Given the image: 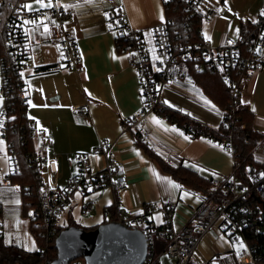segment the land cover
Segmentation results:
<instances>
[{
  "label": "crops",
  "instance_id": "0c3cea01",
  "mask_svg": "<svg viewBox=\"0 0 264 264\" xmlns=\"http://www.w3.org/2000/svg\"><path fill=\"white\" fill-rule=\"evenodd\" d=\"M57 2L63 9V23L51 19L53 32L50 34L44 33L40 27L31 30L30 62L33 68L23 78L29 94L26 116L34 121L37 131L53 138L54 147L42 153L57 163L60 190L66 187L70 176L79 171L80 154L88 155L94 171L105 169V157L93 154L102 141L113 148L118 162L125 165L127 178V186L120 192L107 187L91 191L85 198L75 193L59 225L73 222L80 227H83L82 223L89 228L96 227L106 222L105 210L111 207L132 215L151 212L154 223L161 225L163 207L170 203L174 206V229L182 231L205 199L219 191L213 179L231 176L233 157L213 141L189 137L173 121L160 114L151 113L146 118L145 126L151 140L148 147L135 131H123V124L141 108V91L136 71L129 64L127 55L116 45V32L107 28L104 17L107 9L123 7L132 27L143 33L148 46L154 50L152 28L168 21L167 8L162 0ZM263 3L264 0H206L201 12L214 11L215 15L201 25L205 37L213 44L221 45L228 37L239 36L242 25L250 28L256 22ZM27 5L28 9L47 7L33 0ZM62 30L70 31L81 45L82 73L66 68L59 60L57 36ZM259 52L264 62V47ZM216 85L212 78L193 75L190 79L168 85L162 92L161 102L188 121L218 129L224 109L216 99ZM86 104L87 115L78 116L73 107ZM242 105L253 115L254 130L264 135V68L254 71L246 80ZM166 165L191 172L206 186L183 185L164 169ZM7 170L6 157L0 172ZM42 175L49 182L46 167L42 169ZM173 184L179 187H173ZM88 199L92 201L93 211L83 219L81 209ZM0 200L7 230L4 243L31 251L33 235L30 218L24 212L23 193L19 188L0 185ZM154 206L157 209L150 211ZM76 210L79 220L74 215ZM19 236L23 237V244ZM242 247V243H232L218 227H212L197 245L193 260L196 264L210 261L214 264H240L236 252ZM217 254L223 256L214 260ZM162 261L170 259L164 257Z\"/></svg>",
  "mask_w": 264,
  "mask_h": 264
},
{
  "label": "built area",
  "instance_id": "2783aa9c",
  "mask_svg": "<svg viewBox=\"0 0 264 264\" xmlns=\"http://www.w3.org/2000/svg\"><path fill=\"white\" fill-rule=\"evenodd\" d=\"M6 0H0V5ZM28 1L9 4L10 13L2 23L4 54L0 57L3 74L0 86V142L7 148L8 170L0 172V185L3 188H19L13 178L22 173V155L17 143L11 139V130L20 122V112L27 106L29 94L24 87V74L33 66L30 62L33 40L31 30L40 27L44 33H52L51 19L63 23V9L59 0H33L47 7L28 9ZM165 7L172 4L182 6L187 20L199 18L201 25L215 15L214 11L201 12L206 0H162ZM2 11H0V14ZM264 3L259 10L256 22L237 37H228L221 45L213 44L206 38L202 26L192 38L190 33L173 29L171 22L166 21L152 28L154 50L144 39L143 33L134 29L129 22L128 14L123 7L110 8L104 12L108 29L116 32L115 43L120 51L127 55L129 64L135 69L141 91V108L122 126L123 131H135L145 146L151 140L145 122L149 114H160L170 120L167 108L161 102L163 90L170 84L190 79L194 73L208 70L219 73L225 80L231 97V109L223 110L222 123L218 129H208L191 121L182 123L173 121L174 125L193 138H203L217 143L234 160L231 176L224 179H213L219 187V197H207L192 217L191 221L180 232L173 226L174 206L170 203L163 207V223L156 225L151 212L128 214L116 207L105 210L107 220L117 221L125 226L142 231L148 244V254L143 264H196L193 253L202 237L212 228L218 229L232 243L243 244L236 252L240 264H264V221L262 207L254 196L264 201V162L254 159L246 168L245 181L239 178L240 162L231 135L224 134L221 127L231 128L236 119V111L243 109L242 96L246 80L254 71L264 68L260 49L264 47ZM27 22V23H25ZM186 35V37H185ZM60 61L66 68L77 73L84 71L83 55L78 41L68 30L58 33ZM80 117L87 115L88 106H74ZM245 125H242L244 128ZM28 136L35 141V151L24 155L25 161L32 167L40 180V209L31 208L27 213L30 218V231L35 241V248L30 252H39L44 258L40 264H51L47 248L38 244L37 238L52 242L57 237L59 220L64 217L72 203L75 193L84 198L91 191L107 187L116 192L127 186L126 167L118 162L116 154L105 141L93 151L106 159L102 171H94L88 155H78L79 171L68 179L62 190L57 183L58 167L55 159L47 158L42 151L54 147L53 138L45 132L37 131L33 120L21 124ZM26 141L23 144L26 145ZM264 153V139L255 147L253 154ZM253 155V157H254ZM70 165L72 160L69 159ZM48 170L49 182H46L42 169ZM54 179L51 181V177ZM29 192V187L26 188ZM150 211L157 209L151 207ZM93 211L92 201L86 200L82 206V216ZM0 200V240L7 237L6 222ZM34 229L36 232L32 231ZM36 233V234H34ZM56 239V238H55ZM163 247L159 249V245ZM223 255H214L219 260ZM168 257L170 261L163 262ZM69 264H86L83 257L73 259ZM204 264H214L212 261Z\"/></svg>",
  "mask_w": 264,
  "mask_h": 264
},
{
  "label": "trees",
  "instance_id": "16d2710c",
  "mask_svg": "<svg viewBox=\"0 0 264 264\" xmlns=\"http://www.w3.org/2000/svg\"><path fill=\"white\" fill-rule=\"evenodd\" d=\"M20 1L28 0H6L5 4L0 5V57L4 54L3 48V38H2V23L6 20L10 13L9 4L18 3ZM167 8V20L171 22V27L173 29H181L183 33L189 32L192 38L197 34L198 30L201 27V21L199 18L193 20H187L185 17V11L182 6L178 4L169 5ZM249 28L245 25H242V33H245ZM186 37V35H185ZM120 50V49H119ZM194 76H207L212 78L216 82V92H217V101L221 105V108L224 110L231 109V97L229 90L226 86L225 80L219 73L210 72L208 70L202 72L194 73ZM3 80V74H2ZM27 106L20 112V122L11 130V139L17 143L18 149L21 151L22 155V173L19 176L13 178L14 183H18L23 190V207L24 212L27 214L29 209L36 208L40 209L39 202V190H40V180L36 176V173L33 170V167L26 162L24 155H27L29 152L35 151L36 143L34 140L28 136L27 130L21 128V124L26 123ZM169 114L170 121H180L182 123L189 122L188 119L179 116L177 113H174L170 110H166ZM236 119L233 121L231 128L221 127V131L224 134L231 135L233 143L237 150V156L240 162L238 169L239 178L245 181L246 178V168L248 165H251L254 162L253 152L255 147L264 139V135L256 132L253 128V115L245 109H239L235 113ZM242 125H245L242 128ZM26 141V145L23 144V141ZM164 169L169 171L176 179L180 180L183 185L189 187H198L201 188L206 184L204 181L200 180L191 172L184 169H171L169 166H164ZM208 186V185H207ZM29 187L31 190L29 192L26 188ZM221 195L220 190L214 192L210 197H219ZM111 222V220H106V222ZM70 226H79L76 223H67L66 225H59L57 228V235L63 229ZM97 226V225H96ZM85 228L87 230L94 229ZM32 231L36 232L34 229ZM36 234V233H34ZM56 238V237H55ZM55 238L52 242H47L45 238H37L38 244L42 248H47L48 259L52 262L57 258V250L55 249ZM163 247V244L159 245V249ZM44 258L41 257L39 252H30L25 251L23 248L15 245H6L3 240H0V264H40L43 262Z\"/></svg>",
  "mask_w": 264,
  "mask_h": 264
},
{
  "label": "water",
  "instance_id": "95a60500",
  "mask_svg": "<svg viewBox=\"0 0 264 264\" xmlns=\"http://www.w3.org/2000/svg\"><path fill=\"white\" fill-rule=\"evenodd\" d=\"M254 199L262 207L264 221V201L258 196ZM55 249L57 258L52 264H69L79 257H83L86 264H143L149 253L144 233L117 221L90 230L67 227L57 235Z\"/></svg>",
  "mask_w": 264,
  "mask_h": 264
},
{
  "label": "rangeland",
  "instance_id": "374dc122",
  "mask_svg": "<svg viewBox=\"0 0 264 264\" xmlns=\"http://www.w3.org/2000/svg\"><path fill=\"white\" fill-rule=\"evenodd\" d=\"M31 6V5H30ZM2 85V71H1V67H0V86ZM3 105V99L0 97V107ZM6 146L5 144L0 142V167L4 168L5 163H6ZM254 159L258 162H264V153H256V155H254ZM74 215L76 217L77 220H79V215H78V210L74 211ZM87 216H84V218H86ZM82 219V218H81ZM82 219V221H83ZM82 226L84 228H89V226H85L82 223ZM91 226V225H90ZM23 237H18L19 240H21V243L23 244ZM33 242L31 243V247H29L30 250H34L33 248H35V241L32 240ZM28 247V246H26Z\"/></svg>",
  "mask_w": 264,
  "mask_h": 264
},
{
  "label": "snow or ice",
  "instance_id": "6c2138e0",
  "mask_svg": "<svg viewBox=\"0 0 264 264\" xmlns=\"http://www.w3.org/2000/svg\"><path fill=\"white\" fill-rule=\"evenodd\" d=\"M24 7H29L28 5H25ZM262 15H264V13H262ZM25 23H27V22H25ZM173 187H179L178 185H175V184H173ZM185 195H187V193H185Z\"/></svg>",
  "mask_w": 264,
  "mask_h": 264
}]
</instances>
